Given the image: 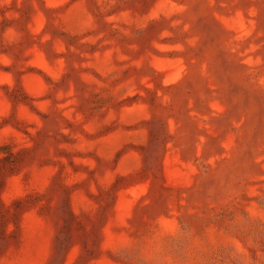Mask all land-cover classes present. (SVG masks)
Segmentation results:
<instances>
[{"label":"rangeland","instance_id":"374dc122","mask_svg":"<svg viewBox=\"0 0 264 264\" xmlns=\"http://www.w3.org/2000/svg\"><path fill=\"white\" fill-rule=\"evenodd\" d=\"M0 264H264V0H0Z\"/></svg>","mask_w":264,"mask_h":264}]
</instances>
